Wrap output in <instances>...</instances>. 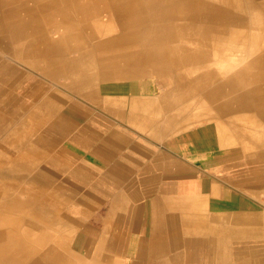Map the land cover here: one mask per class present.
<instances>
[{
  "label": "crops",
  "instance_id": "0c3cea01",
  "mask_svg": "<svg viewBox=\"0 0 264 264\" xmlns=\"http://www.w3.org/2000/svg\"><path fill=\"white\" fill-rule=\"evenodd\" d=\"M60 42L42 56L34 50L17 56V43L0 39V111L15 95L8 82L18 86L28 75L42 81L34 96L19 86L29 98L20 121L30 118L38 136L24 121L8 137L0 134V154L36 157L33 170L52 174L53 186L69 182L79 189L76 199H98L90 214L122 220L111 230L125 235L127 264H264V136L254 138L261 148H251L246 122L236 137L215 121L190 118L183 107L162 115L177 105L168 104L173 93L166 69L144 63L127 69L126 80L104 81V68L88 63L83 48ZM42 162L50 166L46 171ZM30 179L18 185L40 199L52 192L50 184L36 187ZM140 203L151 205L150 229L140 225ZM136 234L142 237L132 255L128 245Z\"/></svg>",
  "mask_w": 264,
  "mask_h": 264
},
{
  "label": "bare ground",
  "instance_id": "6f19581e",
  "mask_svg": "<svg viewBox=\"0 0 264 264\" xmlns=\"http://www.w3.org/2000/svg\"><path fill=\"white\" fill-rule=\"evenodd\" d=\"M0 39L17 43V56L26 50L42 56L64 39L78 44L88 63L104 68V81L126 80L127 69L144 63L152 70L160 66L172 80L168 104L177 103L160 114L183 107L190 118L215 121L236 137L246 122L247 143L264 146L254 144L264 129L253 127L259 120L264 125V0H0ZM41 84L28 75L15 89L34 96ZM19 99L14 95L0 111L3 138L25 121L28 102L19 105ZM36 165V157L0 154V264H127L125 235L111 230L122 223L115 212L120 205L109 203L115 220L90 214L98 199H76L79 192L73 196L62 184L53 186V175L36 173ZM25 177L36 179V187L50 184L52 192L38 198L18 185ZM84 212L89 214L80 216Z\"/></svg>",
  "mask_w": 264,
  "mask_h": 264
},
{
  "label": "rangeland",
  "instance_id": "374dc122",
  "mask_svg": "<svg viewBox=\"0 0 264 264\" xmlns=\"http://www.w3.org/2000/svg\"><path fill=\"white\" fill-rule=\"evenodd\" d=\"M29 77H31V76H29ZM31 78H34V76L33 77H31ZM6 86V88L7 89H9L10 91L11 90H15V95H16V97H18V98H20L19 99V102H18V104L19 103H21L22 101H25V99L26 98H28L27 96L28 95H26V92H23L21 89H19V87H18V89H14L15 88V86H16V84H14V81H12V83L11 82H8L7 83V85H5ZM22 99V100H21ZM29 99V98H28ZM20 105V104H19ZM24 120H25V118H24ZM36 126L37 125H35L34 126V123L32 122V120L30 119V118H28L27 120H25V123H24V127H26V128H28V129H33V127H34V129H33V133H32V135L34 136V137H36V136H38V134H37V132H36ZM45 126V125H44ZM25 132L26 133H28L29 131H26V129H25ZM25 132L23 133V135L25 134ZM29 134V133H28ZM40 165V167H44L45 168V171H46V168H49L50 166L47 164V163H45V162H42V163H40L39 164ZM53 182V181H52ZM69 185V182H68V184L66 185V186H63L62 185V187H64L65 189V191L67 192V193H70V194H72L73 196H75V194L77 195L78 194V192H79V189H76L77 191H73V190H71L70 189V186H68ZM57 190V189H56ZM57 191H59V190H57ZM141 204V213H140V221H141V223H140V225H142V224H147V229H150V226H149V224L151 223V220H149V218H148V215L150 216V212L152 213V208H151V205L149 204V203H147V204H145V203H140ZM143 216H144V218H143ZM90 223H93V224H95V225H97V226H99L100 225V221L99 220H96V219H91L90 221H89ZM85 234L82 232V233H80V235L79 236H77V238H76V242H75V247L76 248H79L80 247V244H81V242H82V238L83 237H85L84 236ZM82 236V237H81ZM149 233L148 234H146V236L144 237V238H147L148 240H149ZM79 237H81V238H79ZM140 237H142V236H139L138 234H136V235H133V237H131V242L129 243V245H128V247H129V251H130V254H132V255H136V250H137V247H138V240H139V238ZM133 238V239H132ZM130 247L132 248V249H130Z\"/></svg>",
  "mask_w": 264,
  "mask_h": 264
}]
</instances>
